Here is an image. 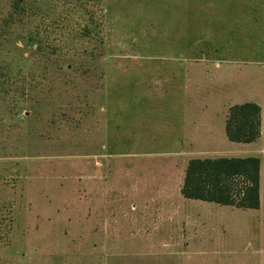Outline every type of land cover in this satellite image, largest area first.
Masks as SVG:
<instances>
[{
	"label": "rangeland",
	"instance_id": "1",
	"mask_svg": "<svg viewBox=\"0 0 264 264\" xmlns=\"http://www.w3.org/2000/svg\"><path fill=\"white\" fill-rule=\"evenodd\" d=\"M248 156L259 209L182 195ZM0 264H264V0H0Z\"/></svg>",
	"mask_w": 264,
	"mask_h": 264
},
{
	"label": "trees",
	"instance_id": "2",
	"mask_svg": "<svg viewBox=\"0 0 264 264\" xmlns=\"http://www.w3.org/2000/svg\"><path fill=\"white\" fill-rule=\"evenodd\" d=\"M262 108L256 102L235 104L226 120V135L232 142L252 143L261 135ZM261 158H194L186 168L181 193L189 199L237 208L261 206Z\"/></svg>",
	"mask_w": 264,
	"mask_h": 264
}]
</instances>
